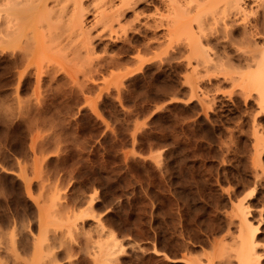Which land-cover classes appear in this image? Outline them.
<instances>
[{
	"label": "rangeland",
	"instance_id": "1",
	"mask_svg": "<svg viewBox=\"0 0 264 264\" xmlns=\"http://www.w3.org/2000/svg\"><path fill=\"white\" fill-rule=\"evenodd\" d=\"M65 1L0 53V264H238L240 208L264 264V0Z\"/></svg>",
	"mask_w": 264,
	"mask_h": 264
},
{
	"label": "bare ground",
	"instance_id": "2",
	"mask_svg": "<svg viewBox=\"0 0 264 264\" xmlns=\"http://www.w3.org/2000/svg\"><path fill=\"white\" fill-rule=\"evenodd\" d=\"M53 4H55L56 6H58L62 0H50ZM49 0H0V53H5L6 51H8L9 53H13L15 50L17 51L18 48L19 50L21 48H26L27 50H30L32 53L35 52V46H36V43H37V38H41V36L43 35H48L52 38V36H54L56 33H53L54 30L57 29V27H60L59 24L57 22L61 21V19H63L64 17V10L61 8L60 11L59 9L56 11H54L53 7V4L50 3ZM65 1V0H64ZM67 1V0H66ZM65 1V3H66ZM69 1V0H68ZM75 1V2H74ZM74 5L76 3L77 0H74ZM132 4L133 3V0H123L122 1V6H125L124 4H126L127 2ZM221 1L223 0H203V2H206L205 5H207L208 9H212L214 7H216ZM171 2V1H170ZM202 2V3H203ZM226 2V1H225ZM229 5L233 8V6L236 8V10H240L241 7V2L240 0H229ZM228 2H226L228 4ZM64 2H62L61 4H63ZM121 3V1H120ZM127 3V5H128ZM176 3V1H175ZM178 4V3H177ZM204 4V3H203ZM50 5H52L53 7L51 8ZM204 5V6H205ZM62 6V5H61ZM120 6V7H122ZM202 6V5H201ZM200 6V7H201ZM206 7V6H205ZM204 7V8H205ZM51 8V10H50ZM76 8V7H75ZM79 8H80V4H79ZM82 9V8H80ZM80 9L76 10L75 13H71V15H67L66 18H68L67 20V30L70 28V30L74 31L73 28L75 27H78L80 28V25L82 23L81 19L85 16H83L84 14L82 12H84V9H82L80 11ZM66 10V9H65ZM120 10H122L120 8ZM119 11L116 10V12ZM115 12V13H116ZM123 12V11H122ZM234 12V10H233ZM67 13V12H66ZM119 13V12H118ZM117 13V14H118ZM121 13V12H120ZM119 13V14H120ZM236 13H238L236 11ZM240 13V11H239ZM242 14V13H240ZM245 14V13H243ZM54 15V17H53ZM63 15V16H62ZM56 16V17H55ZM66 16V15H65ZM116 16V14H115ZM117 16H120V15H117ZM242 16V15H241ZM47 19H49V21L52 23V19H53V24L51 23H47V28L48 30H52V33L50 31V34L47 30H45L44 28V24L42 22H45ZM65 19V18H64ZM54 20H56V25H54ZM66 20V19H65ZM64 20V21H65ZM84 20V18H83ZM235 22V21H234ZM66 24V21L64 22ZM230 23V22H229ZM249 23V22H248ZM61 24V23H60ZM83 24V23H82ZM232 24V23H231ZM240 24V23H239ZM244 24V23H243ZM253 24V23H252ZM233 26V25H232ZM231 26V27H232ZM236 26V25H235ZM241 26V25H240ZM83 27V26H82ZM184 26H182L183 28ZM186 27V26H185ZM190 27V26H189ZM89 28V27H87ZM181 28V27H180ZM181 28V29H182ZM192 28V27H191ZM191 28H188L190 30H187L185 28L186 31V36L188 34V38H190L191 40H194L196 41V49H199L201 50V53L202 51L204 50L203 49V46L201 47V42L198 38L196 37L195 35L198 33V31H196L197 33H195V31L193 32ZM200 28V27H199ZM198 28V29H199ZM226 28V27H225ZM244 28V27H242ZM262 28V27H261ZM41 29V31H39ZM45 30V34L42 32ZM54 29V30H53ZM59 29V28H58ZM57 29V30H58ZM61 29V28H60ZM82 29V28H80ZM180 29V30H181ZM233 29V28H231ZM28 30H30V33H28ZM69 30V31H70ZM184 30V31H185ZM200 30V29H199ZM239 30V29H238ZM89 31V30H87ZM224 31V30H223ZM251 31V30H250ZM249 31V32H250ZM257 31V30H256ZM178 32V31H177ZM227 32V31H226ZM229 32V31H228ZM254 32V31H253ZM252 32V33H253ZM260 32V31H259ZM171 33V32H170ZM183 33V32H182ZM185 33V32H184ZM225 33V32H224ZM242 33V32H241ZM252 33H248V34H252ZM262 33V32H261ZM53 34V35H52ZM174 34V33H173ZM230 34V33H229ZM244 34V33H243ZM246 34V33H245ZM41 35V36H39ZM47 35V38L46 40L49 38V36ZM52 35V36H51ZM58 36V32L56 34ZM55 35V36H56ZM254 35V34H253ZM258 34H256L257 36ZM39 36V37H38ZM54 36V40H56ZM199 36V35H198ZM243 36V35H242ZM255 36V35H254ZM260 36V35H259ZM229 37V36H228ZM244 37V36H243ZM251 37V36H249ZM49 38V39H51ZM225 38V37H224ZM247 40L249 38L245 37ZM253 38V37H252ZM216 39V38H215ZM232 39V38H231ZM242 39V38H240ZM224 40V39H223ZM234 40V39H232ZM237 40V39H236ZM251 40V39H250ZM249 40V41H250ZM40 41V40H39ZM38 41V43H39ZM48 41V40H47ZM46 41V42H47ZM50 41V40H49ZM48 41V42H49ZM52 41H53V38H52ZM194 41L192 42L194 44ZM210 41V40H209ZM243 41V40H242ZM246 41V40H245ZM264 40H262L263 42ZM31 42V46L29 47L28 43ZM51 42V41H50ZM236 44L234 45H239V43L237 44V42L239 41H235ZM257 43V42H256ZM25 44V45H24ZM40 44V43H39ZM223 44V43H222ZM261 44V43H260ZM225 45V44H223ZM254 45V43H253ZM257 45V44H255ZM193 46V45H192ZM193 48V47H192ZM24 49V50H26ZM203 49V50H202ZM228 49V48H227ZM23 50V49H22ZM21 52H24L22 51ZM194 50V49H193ZM221 50V49H220ZM252 49H250L251 51ZM259 50V49H258ZM262 50V49H261ZM195 51V50H194ZM198 51V50H196ZM223 51V54L222 56L223 57H226L227 59L229 58V56H227V52H226V49L224 47V50ZM236 51V50H235ZM253 51V50H252ZM190 52V51H189ZM193 52V51H192ZM207 52V51H206ZM209 52V51H208ZM237 52V51H236ZM248 52V51H247ZM261 52V51H260ZM19 53V52H18ZM220 53V52H219ZM245 53V52H244ZM248 53H252V52H248ZM254 53V52H253ZM205 54V53H204ZM207 54V53H206ZM236 54V53H235ZM256 54V52H255ZM13 55V54H12ZM23 55V54H22ZM27 57H29L27 54H25ZM30 55V54H29ZM33 55V54H32ZM229 55V54H228ZM245 55H247V53H245ZM250 55V54H248ZM252 56H254V54H251ZM258 55V54H257ZM259 55H262V56H259ZM258 55V57H260L259 59L253 57V59L248 57L247 58V67L248 69H250L251 67L254 68V70L252 71H248L249 73H247L246 77H245V82L246 84L248 85V87L250 89H253L255 90L256 92V99H257V105L259 106V110L261 112L264 113V52L260 53ZM19 56V55H18ZM24 56V55H23ZM25 56V57H26ZM205 56V55H204ZM221 56V55H220ZM243 56V55H242ZM14 57V56H13ZM222 57V58H223ZM234 57V56H233ZM207 58V57H206ZM31 59V58H30ZM225 59V58H224ZM223 59V60H224ZM233 59V58H232ZM244 59V58H243ZM1 60V59H0ZM211 60V59H210ZM230 60V59H228ZM26 61V60H25ZM237 61V60H236ZM225 62L226 59H225ZM229 62V61H228ZM246 62H243L242 63H246ZM254 63V64H251V63ZM29 63V62H28ZM234 64H236L234 62ZM225 65H228V63ZM232 65V64H230ZM230 67V66H229ZM226 68V67H225ZM228 68V67H227ZM245 68V67H244ZM246 69V68H245ZM247 70V69H246ZM251 70V69H250ZM244 80V79H243ZM40 81V80H39ZM38 83V81H37ZM244 83V82H243ZM259 111V112H260ZM260 112V113H261ZM259 114V113H258ZM255 134V133H254ZM244 208V207H243ZM240 212L242 214V222L241 220V223H245V227L246 230L248 229L250 233H247L248 234V241L245 243V240L244 239V244L242 243V246H243V249L240 250L239 254L237 255L238 257V264H259V260L257 258V252H256V242H255V230L253 227V225H251V223L249 222L248 218L246 217V212L245 213V210L243 211L242 208H240ZM246 209V208H245ZM241 216V215H240ZM254 230V232L252 231ZM245 231V230H244ZM242 242V241H241ZM259 257V256H258ZM237 261V260H236Z\"/></svg>",
	"mask_w": 264,
	"mask_h": 264
}]
</instances>
